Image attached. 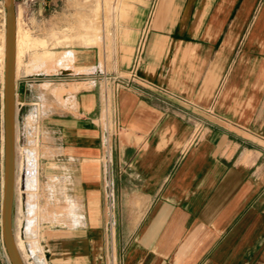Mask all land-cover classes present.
<instances>
[{
    "label": "crops",
    "instance_id": "1",
    "mask_svg": "<svg viewBox=\"0 0 264 264\" xmlns=\"http://www.w3.org/2000/svg\"><path fill=\"white\" fill-rule=\"evenodd\" d=\"M140 40L109 149L98 88L42 106L34 264H264V0L136 7L109 72L128 73Z\"/></svg>",
    "mask_w": 264,
    "mask_h": 264
},
{
    "label": "rangeland",
    "instance_id": "2",
    "mask_svg": "<svg viewBox=\"0 0 264 264\" xmlns=\"http://www.w3.org/2000/svg\"><path fill=\"white\" fill-rule=\"evenodd\" d=\"M155 1L14 0L15 31L21 42L20 63L16 69L14 86L15 88L16 86L19 88L25 86L26 96L29 95L30 98L27 104H22L21 99L15 100L14 184L11 224L13 219L14 240L22 241V247L19 244L21 248L19 255L22 256L24 264H34L33 259L35 257L42 261L44 259L39 247L40 236L37 226L39 180L36 184H31L32 186L30 184L27 186V182H24L25 189L21 190H28L27 194L20 191V182L17 181L16 177V173H18L17 163L26 164L33 159L34 162L32 163L36 167L38 166L37 126L42 106L59 102L67 107L74 101L71 96L76 92L91 87L100 90L99 84L94 86L92 81L96 83L101 81L104 74L108 76L117 74L109 72L113 57L119 58L120 62L126 60L123 56L126 50L119 44V39L133 10L143 5L149 4L151 6ZM5 19L4 0H0V43L5 34ZM87 39L90 41L93 39V41L85 42ZM92 51H96L98 54L97 65L94 63ZM65 52H70V56L69 59L65 60L68 68L66 67L67 70L64 71L62 58ZM44 53L50 55L41 59ZM37 57H40V60L35 62ZM0 68L1 138V133H3L4 75L2 76V74H4V67L2 70L0 65ZM122 75L124 76V74ZM33 103H38V105ZM29 151L34 155L30 156ZM0 152V183H2L3 144L1 140ZM32 192L33 194H31ZM30 230L32 232H29ZM3 263L7 264L5 260Z\"/></svg>",
    "mask_w": 264,
    "mask_h": 264
},
{
    "label": "water",
    "instance_id": "3",
    "mask_svg": "<svg viewBox=\"0 0 264 264\" xmlns=\"http://www.w3.org/2000/svg\"><path fill=\"white\" fill-rule=\"evenodd\" d=\"M5 55L3 84V185L1 206V233L4 248L10 264H23L12 234L11 211L13 200L14 172V124H15V86H14V47H15V9L14 0H4Z\"/></svg>",
    "mask_w": 264,
    "mask_h": 264
},
{
    "label": "built area",
    "instance_id": "4",
    "mask_svg": "<svg viewBox=\"0 0 264 264\" xmlns=\"http://www.w3.org/2000/svg\"><path fill=\"white\" fill-rule=\"evenodd\" d=\"M142 50L143 41L140 40L135 47L131 68L126 75L123 76L121 74H115L114 76H108L107 74H104L101 78V81H97V83L92 81L93 85L99 84L100 87L101 111L99 120L102 123V130L105 135L104 147L107 149H109V141L111 138L117 137L120 131V126L116 121V112L112 101L119 90L131 88V84L138 81L137 69L141 59ZM101 84L103 86H100ZM105 162H109V155L107 154L105 157ZM105 177L106 194L111 196L112 179L111 172L108 169L105 171ZM4 260L7 264H10L7 254L4 255Z\"/></svg>",
    "mask_w": 264,
    "mask_h": 264
},
{
    "label": "bare ground",
    "instance_id": "5",
    "mask_svg": "<svg viewBox=\"0 0 264 264\" xmlns=\"http://www.w3.org/2000/svg\"><path fill=\"white\" fill-rule=\"evenodd\" d=\"M16 32V31H15ZM89 42L90 39H87L85 42ZM93 39L90 41L92 42ZM20 40H19V37L17 35V32H16V36H15V47H14V75L16 74V69L20 63V53H21V48H20ZM88 44V43H87ZM4 55H5V34L2 36V42L0 43V65L2 67V70H3V67H4ZM47 55H50L49 53H44L43 56H41V59H44L46 58ZM69 56H70V52H65L64 53V56L62 58L63 60V70H67V61H65L66 59H69ZM37 60H40V57H37L35 59V62ZM67 67V68H66ZM1 69V68H0ZM2 74V72H1ZM4 74H2L3 76ZM2 79V78H1ZM59 90V89H58ZM66 91V90H65ZM60 93V92H58ZM57 93V95H58ZM62 93V92H61ZM60 93V94H61ZM60 96V95H59ZM14 129H15V124H14ZM14 141H15V132H14ZM37 143V142H36ZM29 155L30 156H33L34 154L31 153V151H29ZM34 162L33 159H31V161H28L26 164L25 163H15L17 168H18V173H16V177H17V181L20 182V191L23 192V193H27L28 194V190H21V189H25L24 187V182H27V186H29V184H36L37 182V167L34 165ZM13 182H14V172H13ZM14 184V183H13ZM32 186V185H31ZM35 186V185H34ZM36 188V186H35ZM34 191V190H33ZM20 192V193H21ZM22 193V194H23ZM30 193V192H29ZM33 194V192L31 193ZM36 194V193H35ZM26 195V194H25ZM29 196V195H28ZM31 197V196H30ZM30 199V198H29ZM32 200V199H30ZM34 200V199H33ZM32 200V201H33ZM35 202V201H34ZM31 204V203H30ZM29 204V205H30ZM28 205V206H29ZM30 209V207H29ZM32 209V208H31ZM29 232H32V230H30ZM31 234V233H30ZM16 238V237H15ZM20 240V239H19ZM15 241V245H16V248L17 250L20 252L21 248L19 247V244L21 246V240L18 241L17 239L14 240ZM22 247V246H21Z\"/></svg>",
    "mask_w": 264,
    "mask_h": 264
}]
</instances>
